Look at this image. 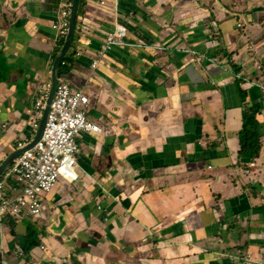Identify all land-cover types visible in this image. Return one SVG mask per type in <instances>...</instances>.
Masks as SVG:
<instances>
[{
  "label": "crops",
  "instance_id": "0c3cea01",
  "mask_svg": "<svg viewBox=\"0 0 264 264\" xmlns=\"http://www.w3.org/2000/svg\"><path fill=\"white\" fill-rule=\"evenodd\" d=\"M7 1L0 164L36 134L72 3ZM77 30L59 79L89 95L102 132L78 135V179L39 194L36 216L0 219V264H264V0H79ZM134 92L154 100L137 107ZM245 110L261 132L254 159L239 155ZM23 184L7 179L6 196Z\"/></svg>",
  "mask_w": 264,
  "mask_h": 264
},
{
  "label": "built area",
  "instance_id": "2783aa9c",
  "mask_svg": "<svg viewBox=\"0 0 264 264\" xmlns=\"http://www.w3.org/2000/svg\"><path fill=\"white\" fill-rule=\"evenodd\" d=\"M71 5L72 3L68 5L62 18L54 25L58 32L59 48L63 45L68 32ZM124 36L123 28L109 32L103 50H110L121 44ZM66 64V59H63L61 66ZM97 65L95 61L93 67L96 68ZM47 95L48 89L36 100L34 129L39 125ZM89 103V95L83 90L74 89L68 82L59 81L40 138L32 147L20 153L0 176V219L7 215L15 219L36 216L41 208V202L37 198L39 194L49 192L61 178L69 182L78 179L76 169V156L80 151L76 140L78 135L102 132V127L87 117ZM28 142L30 140L18 142L17 147H25ZM242 171L248 173L249 170ZM12 176L19 177L24 184L17 195L8 197L5 194V182ZM97 207L101 210L100 205Z\"/></svg>",
  "mask_w": 264,
  "mask_h": 264
},
{
  "label": "water",
  "instance_id": "95a60500",
  "mask_svg": "<svg viewBox=\"0 0 264 264\" xmlns=\"http://www.w3.org/2000/svg\"><path fill=\"white\" fill-rule=\"evenodd\" d=\"M2 6H9V3L7 0H0V11ZM78 7H79V0H72V5H71V10L69 12V27H68V32L67 35L65 37L64 43L61 46V48H59V50L57 51L54 60L52 61V66H51V83L50 86L48 85V95L45 99V105L43 108V114H41V118L39 120V125L36 129V134L34 135L33 139L30 140V142H28V144L25 147L22 148H18L12 152L11 154H9L0 164V176L2 175V173L8 168V166L15 160V158L22 153L24 150L29 149L30 147H32L34 145V143L40 138L42 130L44 128L45 122H46V117L48 112L51 109V105L53 103L56 91H57V87H58V83L60 81L59 79V69L61 67V62L64 59V57L66 56V54L68 53V50L70 49V47L72 46L75 34H76V30H77V17H78ZM2 34H0V49L1 47L5 44L4 42L1 41L2 39ZM213 59V58H212ZM2 63V61L0 62V64ZM135 94V92L133 93ZM136 96L133 97V104L137 107H140L141 105H143L144 103H148V102H153L154 98L153 96H149L146 95L144 92H140L135 94Z\"/></svg>",
  "mask_w": 264,
  "mask_h": 264
},
{
  "label": "trees",
  "instance_id": "16d2710c",
  "mask_svg": "<svg viewBox=\"0 0 264 264\" xmlns=\"http://www.w3.org/2000/svg\"><path fill=\"white\" fill-rule=\"evenodd\" d=\"M75 39H77V34H75L72 46L74 45ZM64 59H66L67 63L69 64L70 58L66 56ZM68 64L65 66L62 65L60 67V78L67 72ZM237 134L239 140V155H248L250 159H254L256 156H258L262 145L260 141L261 132L258 129V122L256 120V114L254 112L245 110L242 113V127ZM38 246L39 242L37 241L36 235H30L27 238L24 247L22 248L23 255L28 254L31 250Z\"/></svg>",
  "mask_w": 264,
  "mask_h": 264
},
{
  "label": "rangeland",
  "instance_id": "374dc122",
  "mask_svg": "<svg viewBox=\"0 0 264 264\" xmlns=\"http://www.w3.org/2000/svg\"><path fill=\"white\" fill-rule=\"evenodd\" d=\"M61 80L63 81L64 79L62 78Z\"/></svg>",
  "mask_w": 264,
  "mask_h": 264
}]
</instances>
